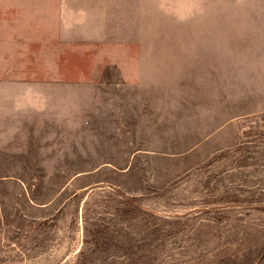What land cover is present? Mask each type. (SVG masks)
Listing matches in <instances>:
<instances>
[{
  "label": "rangeland",
  "instance_id": "374dc122",
  "mask_svg": "<svg viewBox=\"0 0 264 264\" xmlns=\"http://www.w3.org/2000/svg\"><path fill=\"white\" fill-rule=\"evenodd\" d=\"M0 264H264V0H0Z\"/></svg>",
  "mask_w": 264,
  "mask_h": 264
}]
</instances>
